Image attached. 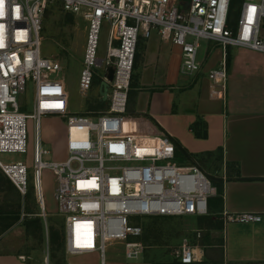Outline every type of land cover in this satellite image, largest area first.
<instances>
[{"label": "built area", "instance_id": "built-area-1", "mask_svg": "<svg viewBox=\"0 0 264 264\" xmlns=\"http://www.w3.org/2000/svg\"><path fill=\"white\" fill-rule=\"evenodd\" d=\"M51 1L0 0V170L22 196L32 189L39 209L34 215L45 222L41 171L53 173L66 256L97 253L104 264L107 246L119 244L126 258H135L146 248L141 239L144 218L207 215L209 198L216 193L198 164L175 163L170 135L124 131L137 42L155 29L161 40L181 47L180 73L193 75L201 66L197 56L201 41H212L222 57L208 77L224 93L228 47L264 53V38L259 35L264 0H243L235 30L227 23L230 0H187L185 10L179 0H60L64 11L85 24L79 94L85 97L92 86L99 92L100 83H107V108L80 114L69 113L67 85L58 76L60 62L41 56L42 25ZM104 25L108 36L99 55ZM28 81L34 87L31 113L22 111L17 100ZM45 116L66 119L64 160L43 159L50 152L39 135ZM27 119L35 127L30 172L20 160L1 158L26 153ZM222 216L225 223L261 220L251 212ZM171 254L179 264H191L201 260L202 250L183 238ZM44 262L48 264L47 258Z\"/></svg>", "mask_w": 264, "mask_h": 264}, {"label": "crops", "instance_id": "crops-1", "mask_svg": "<svg viewBox=\"0 0 264 264\" xmlns=\"http://www.w3.org/2000/svg\"><path fill=\"white\" fill-rule=\"evenodd\" d=\"M183 1L187 0H179L180 4ZM138 43L137 88L127 111L136 112L137 107V113L145 115L158 131L197 155L195 163L222 184L221 197L216 190L209 198L208 214L197 216V226L185 234L202 250L201 260L191 264H264V53L228 47L223 93L208 77L222 57L221 48L212 41L200 45L201 66L193 75L180 73L181 47L161 40L155 29ZM197 118L206 123L204 139L194 137L190 130ZM207 166L216 168V175ZM223 212L256 213L261 220L225 223ZM19 247L14 241L0 242V264H30L33 254ZM130 264L179 263L174 258L173 262Z\"/></svg>", "mask_w": 264, "mask_h": 264}, {"label": "rangeland", "instance_id": "rangeland-1", "mask_svg": "<svg viewBox=\"0 0 264 264\" xmlns=\"http://www.w3.org/2000/svg\"><path fill=\"white\" fill-rule=\"evenodd\" d=\"M243 2V0H242ZM188 1L181 3L182 9H187ZM241 1L237 7L240 9ZM64 10L60 0H52L46 8L42 31H41V56L44 58L56 59L61 64V70L58 76L62 77L67 85L69 98V113L80 114L92 109L91 105L96 99H100L97 88L91 87L89 93L82 97L79 94V75L82 68V54L85 43V24L76 18L73 24L66 23L64 19ZM238 14L233 17V30L237 25ZM261 38H264V24H262L260 33ZM108 36V26L104 25L100 32L99 39V55H103ZM205 40L201 41L202 42ZM99 73H102L98 69ZM33 83L28 81L24 94L17 97L21 104L22 111L31 113L33 104ZM127 111L124 122V131L129 134H152L157 132V126L147 120L143 114H139L138 108ZM92 116V115H90ZM66 119L58 116H45L40 122V142L41 145L49 150L43 159L46 161H61L67 157L65 147L67 138ZM148 123H147V122ZM150 123V124H149ZM27 132V150L26 153L2 154L1 158L4 161L20 160L26 164L29 172L32 170V155L34 148L35 127L31 119L26 121ZM178 164L177 162H175ZM200 166V164H199ZM201 167V166H200ZM216 168L208 167L207 171L212 176L216 175ZM30 176V175H29ZM41 183L45 202V210L47 213L46 222L41 218V241L30 236L27 237L23 231V227L14 225L13 230L6 234V231L0 235L5 243L7 240L14 241L19 248L26 252H31L33 255L30 258V264H46L44 258H47L48 264H100V258L97 253L82 255V256H66L64 249H55L49 242V233L52 230L60 232L63 217L58 213L57 202L54 198L55 177L49 169L41 171ZM30 190H32L30 188ZM21 210L24 211L27 207L31 211L39 213L36 200L33 193H29L25 198L20 194ZM18 199L17 192L6 193L0 192V205L4 203H13ZM143 240L145 234L149 238L146 248L139 253L135 258H126L123 253V246L119 244L108 245L105 252L104 264H130L140 260H148L150 262H173L174 256L171 254L172 247L178 245L180 240L186 238L188 230L197 226V216L182 215L174 217H147L141 223ZM184 236V237H183ZM135 241L138 239H134ZM144 242V241H143ZM145 244V243H144ZM5 246V245H4Z\"/></svg>", "mask_w": 264, "mask_h": 264}, {"label": "trees", "instance_id": "trees-1", "mask_svg": "<svg viewBox=\"0 0 264 264\" xmlns=\"http://www.w3.org/2000/svg\"><path fill=\"white\" fill-rule=\"evenodd\" d=\"M240 1L242 4V0H230L227 23L228 26L231 28L234 26L233 17L238 14L237 17L239 18L241 5L239 10H237V7ZM63 16L66 23L73 24L75 16L72 13L64 11ZM138 42L134 57L130 90L128 91V100L129 98L133 97V95L135 94V88H137V79H138L137 67L141 57V53L139 52ZM227 64H228V54L226 56V66ZM91 107L92 109H90L89 111H101L107 108V102H103L100 101V99H96L95 102L91 105ZM190 130L192 131L194 137L196 138L204 139L207 137L206 123L200 118H197L196 121H194V123L190 126ZM172 141L175 146V162H177L178 164L195 163V159L198 157L197 155L190 153L173 139ZM236 178H240L238 171H236ZM209 179L216 188L218 196L221 197L222 184L213 177H209ZM0 192L6 193V195L12 192H17L18 194V199L13 203L10 204L4 203L0 205V234L5 232L12 225L19 223L21 226H23L26 235L31 236L37 239L38 241H41L42 239L41 218L37 215H34L36 214V212L31 211L29 207H27L24 211L21 210L22 204H21L20 193L12 184L10 179L1 170H0ZM29 193H31V195L33 193V191L30 190V188L28 189L27 193L23 196V198H25V196H27ZM148 239L149 238L147 237V234H145L143 238L145 245H147ZM49 242L51 243L53 248L62 249L64 246L62 230L60 232L56 230H52L49 233Z\"/></svg>", "mask_w": 264, "mask_h": 264}, {"label": "water", "instance_id": "water-1", "mask_svg": "<svg viewBox=\"0 0 264 264\" xmlns=\"http://www.w3.org/2000/svg\"><path fill=\"white\" fill-rule=\"evenodd\" d=\"M112 75H113V68L109 67L108 68V80L112 79ZM99 97H100V101L106 102L107 100V83L102 81L100 83V88H99Z\"/></svg>", "mask_w": 264, "mask_h": 264}]
</instances>
